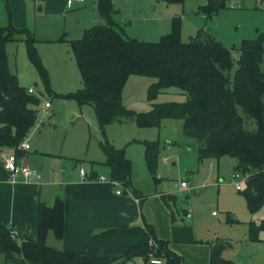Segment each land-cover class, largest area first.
<instances>
[{"label":"trees","instance_id":"16d2710c","mask_svg":"<svg viewBox=\"0 0 264 264\" xmlns=\"http://www.w3.org/2000/svg\"><path fill=\"white\" fill-rule=\"evenodd\" d=\"M225 1L206 0L204 6L198 7L197 13L211 18L225 6ZM3 2L7 22L0 24V150H12L21 158L24 151L19 146L35 124H40V98L29 94L19 85L16 75L9 71L5 52L7 43L19 39L24 43L27 59L35 68L44 92L54 94L35 48L33 34L26 28L12 25L7 0ZM97 12L103 24L85 29L79 39L66 41L80 75L81 88L54 96L93 108L104 140L99 147L105 156L102 165L109 171V180L120 184L135 199L145 198L131 185L130 162L124 157V149H116L105 139V125L134 123L137 128L144 129L159 128L165 120H180L182 134L197 143L199 161H218L224 156L236 159L234 172L246 176L239 195L248 213L255 214L264 208V73L260 70L263 36L240 43L237 68L231 79L229 72L234 65V48L224 47L206 29L197 30L187 42H182L180 22L175 18L170 32L158 42L140 41L129 37L125 27L116 22V12L110 0H98ZM58 41L65 39L61 37ZM131 76L152 81L146 89V100L151 104L147 112L127 109L122 103L123 88ZM173 89L176 90L174 95L184 98L183 102L154 103L159 95ZM247 123L253 124L254 128L248 129ZM139 143L143 146L146 169L156 184L160 180L157 168L162 145L159 140ZM95 177L91 171L89 178ZM159 198L168 210L171 222L177 220L175 212L187 215L179 208V203H185L184 199L179 201L175 194H160ZM63 208L59 197L52 205L39 204L35 239L18 238L12 226L0 222V255L4 261L85 264L78 262L73 253L46 243L49 232L56 240L62 238ZM144 228L143 242L126 253V261L134 258L148 261L153 254L154 258L184 264L183 258L169 249L168 242L154 237L150 225L144 223ZM249 228L250 241L259 242L257 234L264 231V220L260 226L249 223ZM150 240L152 246L148 244ZM208 245L209 264H235L222 257L225 245Z\"/></svg>","mask_w":264,"mask_h":264},{"label":"rangeland","instance_id":"374dc122","mask_svg":"<svg viewBox=\"0 0 264 264\" xmlns=\"http://www.w3.org/2000/svg\"><path fill=\"white\" fill-rule=\"evenodd\" d=\"M205 4L206 0L170 3L166 0H122L117 7L113 5L112 7L116 14L119 12L117 20L122 21V25L130 29L135 39L140 41L144 39L147 42H158L162 36L170 32L175 18L180 22L182 42H187L197 30L206 29L224 47L234 48L232 51L234 65L229 72L231 79L237 68L240 43L262 35L263 53L260 70L264 73V0H226L225 6L211 18H205L197 13L198 7ZM39 5L40 3H37L36 11L39 10ZM3 8L0 0L1 18L4 16ZM88 9L89 0H86L82 5H74L71 10L65 9V15L62 16L42 20L41 14L37 13V28L33 27L34 20L30 19L36 34L33 35L36 40L35 48L47 72L48 83L54 95L68 94L81 88L80 75L66 41L81 38L82 31L89 28L85 25L94 15L87 12ZM1 20L0 24H5L7 15L5 22L2 23ZM64 33L67 40L58 41ZM9 53V61L12 62L13 50ZM25 77H28L27 71ZM29 78L38 82L37 74L36 76L32 74ZM34 88L38 92L41 90V84L38 83ZM35 90L34 95L40 98V104L48 102L51 108L44 109L42 105L39 106L40 124H35L27 138L31 147L27 163L33 165L31 158L39 156V153L35 154L34 151L49 152L55 156H43L45 166L50 161H54L56 168L70 169L77 166L78 169V165H81L86 173L90 169L98 176L108 173L109 180V171L102 165L105 156L99 147V143L104 140L93 108L45 92L41 95ZM174 92L176 90H169L159 96L164 98L163 100H170L166 102H177L172 101L178 100L174 97L178 96L174 95ZM246 125L248 129L254 128L253 124ZM103 133L109 144L116 149H124V157L130 162V181L133 171L131 185L134 182L136 186L143 188L142 190L153 192L156 189L159 194H175L179 201L184 199L185 203H181L179 208L184 212L190 211L187 214L191 219L187 220L185 214L182 215L180 212H175L176 217L180 223L196 222L204 237L207 239L211 237V244L225 245L226 248L221 253L224 259L235 264H264V231L257 234L259 242H252L249 239V223L260 226L264 220V208L255 214L248 213L243 198L234 187L239 183L243 188L245 182L243 177H235L236 159L224 156L218 161L211 159L199 161L197 143L182 134L180 120H167L159 128L144 129L137 128L134 123L120 125L111 123L105 125ZM142 139L159 140L162 145L157 168L160 180L156 184L149 173L145 178L141 169V165H144L142 145L132 142ZM167 141L171 143L166 145ZM19 159L22 160V157ZM73 160L79 163L73 164ZM210 164H213V169L209 168ZM181 181L187 183L188 189H179ZM116 189L124 191L120 184ZM212 211H215L218 217L213 218ZM51 239L48 246L56 243V240Z\"/></svg>","mask_w":264,"mask_h":264},{"label":"crops","instance_id":"0c3cea01","mask_svg":"<svg viewBox=\"0 0 264 264\" xmlns=\"http://www.w3.org/2000/svg\"><path fill=\"white\" fill-rule=\"evenodd\" d=\"M110 1L113 7H117L116 5L122 0ZM1 2L4 7V16L3 18L0 17V19H2L1 22L3 23L7 12L3 0ZM37 3H40L38 11L35 10ZM97 3L98 0H89L90 9L87 12H91L94 16L88 19L85 27L104 23L97 12ZM7 4L11 12L12 25L19 29L26 28L33 35L35 34L34 28H37V13H40L42 20H45V18L65 15V9H73V7L67 9L65 0H7ZM118 14L115 15V20L119 25H122V21L117 20ZM30 19L34 20V28L31 26ZM125 32L129 37L135 38L130 29L125 27ZM64 35L65 33L62 34L63 38ZM44 41L56 42L57 40ZM141 41H144V39ZM11 50H13L12 62L9 61V52ZM5 52L9 71L16 75L21 87L24 89L32 87L34 94V87L40 83V80L35 68L27 59L24 43L20 39L16 42L7 43ZM26 71L28 72V77H25ZM35 72L38 82L35 79L31 81L29 78L32 74L36 76ZM151 82L150 79L137 76L129 77L122 92V103L125 108L136 112H147L150 110L151 104L146 100V89ZM42 92H44V89L41 85V90L39 89L36 93L42 95ZM161 96H158L154 103L170 101L163 100L164 98L162 99ZM174 97L178 98V100L172 101H184V98L180 95ZM44 103L46 102L41 103L40 106H43ZM50 108L51 104L49 103L48 109ZM166 121H162L161 125ZM27 138L25 140L28 143ZM139 142H136V144L141 145ZM170 143L167 141L166 145ZM30 149L31 147L29 146ZM9 152H12V150H0V222L12 226L18 238L35 239L39 204L44 202L52 205L55 198L59 197L64 205L62 238L56 240L52 232H49L46 243L48 245L50 240H52L51 238H53L56 243L52 246L49 245L50 247L73 253L75 259L80 263L150 264L142 258H134L128 261L125 259L126 253L130 249L143 242L144 223H146L151 226L154 237L168 242L169 249L182 257L184 264H209L210 247L208 244L212 241L211 237L209 239L204 237L196 222L180 223L178 218L175 222H171L169 212L163 207L159 198V195L163 193L159 194L156 189L153 192L142 190L143 188L136 186L133 182L132 187L145 198L137 200L127 191H122L121 195H116L115 191L117 189L108 183V173L104 176L96 174L94 179H90L89 175L92 169L86 173L81 165H78V169L76 168L77 166H72L70 169L64 167L56 168L54 161H50L45 166L42 161L43 156L53 157L55 155L49 152H38V150L34 151V153H39V156L31 158L33 165L27 163L30 158L28 151L24 152L22 161L25 165L41 173L42 180L39 182H25L17 179L12 183L3 169V158ZM79 168H82L85 172L86 177L84 179L79 176L78 172H75ZM141 169L146 178L148 171L145 163L141 165ZM60 171L62 172L60 173ZM99 177H106V181L98 180ZM131 178L133 180V171H131ZM181 203H179V207ZM213 212L215 211L211 212V216L213 218L218 217L217 213L213 216ZM185 217L188 220L187 216ZM160 260L161 264H173L170 259ZM0 264L24 263L12 260L5 262L2 256Z\"/></svg>","mask_w":264,"mask_h":264},{"label":"built area","instance_id":"2783aa9c","mask_svg":"<svg viewBox=\"0 0 264 264\" xmlns=\"http://www.w3.org/2000/svg\"><path fill=\"white\" fill-rule=\"evenodd\" d=\"M85 0H66V7L67 9L72 8L76 4H82L84 3ZM29 94H33V88L30 87L27 89ZM44 109L49 108V103L46 102L43 105ZM19 149L22 151H29V145L28 143L24 140L21 145L19 146ZM213 164H210L209 168L213 169ZM3 169L6 172L8 179L14 183L15 180L21 179L25 182H39L42 180V175L39 173L37 170L29 167L28 165H25L21 159H19L15 152H9L6 156L3 158ZM62 171H60L61 173ZM79 176L84 179L86 177L85 172L82 168H79L78 170ZM243 177V179H246V176H243L239 173H235V177ZM98 180L100 181H106L104 177H99ZM108 182V181H107ZM110 185H112L115 188L119 187V184L115 181H110L108 182ZM179 187L181 189H188L187 183L185 181L179 183ZM235 190L240 191L241 190V185L239 183L235 184ZM116 195H121V191L118 189L115 191ZM212 215H216V212H213ZM187 218H189V215H186ZM149 246L153 245V242L150 240L148 242ZM150 264H161V260L158 258H154L153 254L150 255V258L148 260Z\"/></svg>","mask_w":264,"mask_h":264}]
</instances>
